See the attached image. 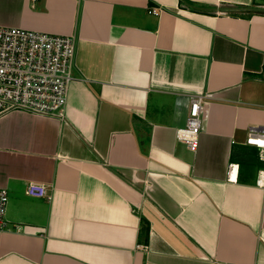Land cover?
<instances>
[{
  "label": "crops",
  "instance_id": "1",
  "mask_svg": "<svg viewBox=\"0 0 264 264\" xmlns=\"http://www.w3.org/2000/svg\"><path fill=\"white\" fill-rule=\"evenodd\" d=\"M0 26L76 37L64 116L0 114L19 227L0 264H264V159L246 142L264 125V0H0ZM203 93L192 151L175 132Z\"/></svg>",
  "mask_w": 264,
  "mask_h": 264
},
{
  "label": "built area",
  "instance_id": "2",
  "mask_svg": "<svg viewBox=\"0 0 264 264\" xmlns=\"http://www.w3.org/2000/svg\"><path fill=\"white\" fill-rule=\"evenodd\" d=\"M150 11L158 14L161 7L151 6ZM75 46V35L0 26V114L22 110L63 117L68 87L74 78ZM207 102V94L194 95L185 125L175 132L177 140L192 151L198 146ZM246 142L256 145L264 159V125H249ZM237 171L238 165L230 163L227 178L234 180ZM24 192L35 198L50 197L48 186L37 181H29ZM8 202L7 188L0 187V231L19 228L9 225L6 217Z\"/></svg>",
  "mask_w": 264,
  "mask_h": 264
}]
</instances>
